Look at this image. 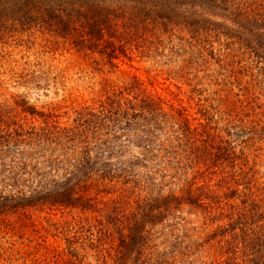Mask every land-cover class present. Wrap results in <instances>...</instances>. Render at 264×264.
<instances>
[{
	"label": "trees",
	"instance_id": "trees-1",
	"mask_svg": "<svg viewBox=\"0 0 264 264\" xmlns=\"http://www.w3.org/2000/svg\"><path fill=\"white\" fill-rule=\"evenodd\" d=\"M32 31L85 58L97 55L92 63L108 73L132 49L154 58L162 40H236L260 63V78L230 82L226 101L196 104L195 114L148 93L134 76L103 80L95 105L74 110L65 124L26 102L16 103L20 111L0 104V220L36 208L97 214L80 228V264H264V184L256 162L233 146L263 131L245 121L259 115L253 98L264 86V0H0V40ZM235 88L241 94L231 95ZM223 105L224 130L216 125ZM132 149L136 156L122 160ZM138 168L158 174L140 181ZM148 181L173 189L102 202L118 185Z\"/></svg>",
	"mask_w": 264,
	"mask_h": 264
},
{
	"label": "rangeland",
	"instance_id": "rangeland-1",
	"mask_svg": "<svg viewBox=\"0 0 264 264\" xmlns=\"http://www.w3.org/2000/svg\"><path fill=\"white\" fill-rule=\"evenodd\" d=\"M44 39L41 33L32 31L30 36L0 40V104L4 108L20 111L16 103L26 102L27 106L37 111L60 116L58 121L62 124L71 121L74 110L95 105L102 95L100 91L106 79L116 83L134 76L148 93L175 104L178 99L189 114H195L196 104L206 107L216 106L218 98L226 101L227 95L221 92L232 88L230 82H248L252 76L260 78V63L253 55L244 52L236 40H203L206 43L202 45L201 40H162L154 58L145 57L132 49L128 57L119 59L118 70L108 73L106 69H97L92 63L94 60L99 61L97 55L85 58L67 45L48 44ZM189 59L190 65L187 64L180 71V61ZM170 69L175 72H168ZM237 93L241 94L235 88L231 95ZM253 101L259 115L253 116L249 112V121L245 122H250V127L258 123V129L263 131L260 135H253V129L248 138L235 143L233 139L231 141L237 153L240 154L243 148L244 154L256 162L254 168L261 177L259 182L264 184V86L259 87L257 84ZM230 102L231 106L234 98ZM225 109L224 105L220 107L221 111L217 115L222 120L216 122L218 128L223 130L228 120L222 114ZM23 118L22 122L36 124L29 116L20 115V119ZM136 153L132 149L122 160L126 161L136 156ZM153 172L158 174L155 168H138L135 174L140 181H145L141 178ZM216 181L212 177L210 184ZM115 190V193L102 198V202L119 199L121 195L130 196L133 192L128 202L134 203L169 192L168 188L152 186L149 181L139 189L131 185H118ZM88 217L99 218L95 213L79 210L36 208L20 219L16 216L1 219L0 264H80L78 261L83 252L77 250V246L80 244L79 248L84 247L81 240L86 236L80 228ZM116 243L115 239L104 248L112 253L113 244L116 246ZM159 243L153 241L152 244ZM85 263L98 264L90 258L81 264Z\"/></svg>",
	"mask_w": 264,
	"mask_h": 264
}]
</instances>
